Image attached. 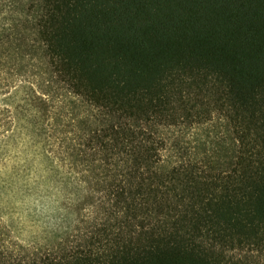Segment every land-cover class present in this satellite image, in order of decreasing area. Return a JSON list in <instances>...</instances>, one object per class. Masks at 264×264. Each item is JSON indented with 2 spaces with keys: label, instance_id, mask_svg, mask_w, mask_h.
<instances>
[{
  "label": "trees",
  "instance_id": "16d2710c",
  "mask_svg": "<svg viewBox=\"0 0 264 264\" xmlns=\"http://www.w3.org/2000/svg\"><path fill=\"white\" fill-rule=\"evenodd\" d=\"M22 128L97 208L0 231V264H264V0H0V142Z\"/></svg>",
  "mask_w": 264,
  "mask_h": 264
},
{
  "label": "rangeland",
  "instance_id": "374dc122",
  "mask_svg": "<svg viewBox=\"0 0 264 264\" xmlns=\"http://www.w3.org/2000/svg\"><path fill=\"white\" fill-rule=\"evenodd\" d=\"M61 157L25 128L0 142V231L4 237L45 246L94 214L97 193L91 192L78 168Z\"/></svg>",
  "mask_w": 264,
  "mask_h": 264
}]
</instances>
